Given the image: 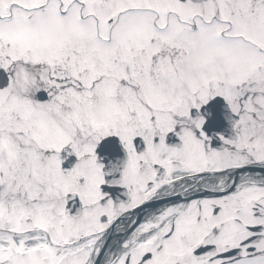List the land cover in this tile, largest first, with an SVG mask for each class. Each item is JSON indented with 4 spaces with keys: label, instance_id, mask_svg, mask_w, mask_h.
<instances>
[{
    "label": "snow or ice",
    "instance_id": "6c2138e0",
    "mask_svg": "<svg viewBox=\"0 0 264 264\" xmlns=\"http://www.w3.org/2000/svg\"><path fill=\"white\" fill-rule=\"evenodd\" d=\"M0 264H264V0H0Z\"/></svg>",
    "mask_w": 264,
    "mask_h": 264
}]
</instances>
